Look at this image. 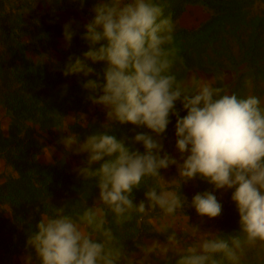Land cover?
<instances>
[{
    "label": "clouds",
    "instance_id": "clouds-1",
    "mask_svg": "<svg viewBox=\"0 0 264 264\" xmlns=\"http://www.w3.org/2000/svg\"><path fill=\"white\" fill-rule=\"evenodd\" d=\"M62 2L32 0L33 6ZM69 2L83 8L90 0ZM91 2L92 18L81 34L87 50L82 56L70 55L62 73L82 78L86 99L104 109L106 122L99 128L90 125L93 130L83 139L72 131L55 130L68 133L58 140L66 153L86 156L74 171L82 181L92 182L97 196L92 205L84 200L74 213L66 210L70 202L52 205V213L26 233L24 264H144L153 255L170 256L174 264H244L249 250L264 249V98L229 93L196 74L178 78L174 68L182 60L174 46L176 24L162 0ZM78 28L74 19L63 25L66 47ZM97 64L103 66L102 75ZM177 102L185 115H180ZM49 115L63 117L55 110ZM170 116L176 117L179 160L164 150ZM80 118L84 121L83 115ZM115 125L149 131L121 139ZM171 166L178 176L168 182L161 170ZM198 177L214 191H232L238 230L202 231V222L190 224L186 215L184 235L163 225L159 231L165 240L137 243V258L117 227L134 219L140 225L157 209L165 216L186 207L198 217L221 215L222 204L214 191L195 194L189 204L181 191L148 184L155 180L160 185L179 183L181 188ZM139 189L144 190V199L137 203L134 193Z\"/></svg>",
    "mask_w": 264,
    "mask_h": 264
},
{
    "label": "rangeland",
    "instance_id": "rangeland-1",
    "mask_svg": "<svg viewBox=\"0 0 264 264\" xmlns=\"http://www.w3.org/2000/svg\"><path fill=\"white\" fill-rule=\"evenodd\" d=\"M222 6V10H215L210 3L204 0L194 2L184 0H162L166 13L179 10L174 18L176 24L174 46L178 51L181 62H177L174 71L178 78H188L192 74L203 77L215 87L224 88L229 93L239 95L255 94L264 98V0H216L214 4ZM93 3H85L83 8L78 3L63 0L60 4L37 3L33 6L32 0H0V33H11L19 37L23 53L20 69L32 75V87L21 90L26 97L25 102L14 106H5L0 103V135L9 138L11 127H15L14 140H8L7 144H16V150H20L21 144L25 145L26 139L33 130V136L41 144L36 160L41 165L57 166L54 177L58 180L56 186L51 187L47 178H42L45 187L52 188L47 191L46 204H39L34 211H30L27 221L35 217L43 218L53 211L52 205L62 206L66 202V210L74 213L79 205L88 200L92 205L97 190L93 188L91 181H82L74 169L81 166L86 159L85 155H73L66 153L63 145L58 143L62 135L67 132L78 134L81 139L91 134L93 127L99 128L106 122L105 111L101 106L91 104L87 99L86 91L81 87L82 78L78 76L65 77L62 73V55L72 49L71 56H82V50L86 44L73 41L70 47L65 46L63 36H57L53 31H44L40 17L47 14L64 25L69 20H75L82 27L92 18L91 9ZM55 9V11H53ZM19 47V46H18ZM47 55L57 61L52 64L50 60L44 61ZM15 64V63H14ZM18 65V66H19ZM35 68L33 71L32 68ZM98 73H101L102 65H94ZM12 70V69H10ZM12 72V71H11ZM36 72L46 76H57L58 84L53 88H43L41 76H34ZM12 74V73H11ZM40 74V75H41ZM37 75V73H36ZM102 75V73H101ZM40 77V78H39ZM41 81L34 85L36 79ZM246 81H251L247 85ZM65 86L67 91L65 93ZM47 91V92H46ZM30 95L31 98H30ZM45 102L46 111H57L61 116L53 118L42 117L40 106ZM177 110L183 116L186 113L182 105L177 102ZM84 116V121L80 118ZM175 119L170 116V123L163 134L164 150L180 159L176 150ZM118 138L127 137L131 140L137 132H148L146 128H136L133 125H115ZM64 129L67 132L55 129ZM143 151L141 145H135ZM1 150V147H0ZM5 156H0V184L9 177H17L18 171L15 163L8 161ZM161 175L168 182L177 178L175 166L167 170H161ZM40 185V181H35ZM149 185L160 187L161 190L180 192L191 203L192 197L197 193L213 192V186L199 177L182 184L179 183L160 185L155 180L148 181ZM50 186V187H49ZM65 187L66 190L60 189ZM218 201L222 204V213L219 217L209 219L198 217L195 210L186 207L178 211L174 216H165L159 209L145 217L142 224L137 225L135 219L123 226L116 228L117 234L125 241L126 247L130 245L132 251L137 243H150L153 240L163 242L165 237L160 233L163 225H171L169 231L176 230L184 235L183 229L188 223H201L202 231L232 233L239 228V215L236 205L231 200V190L214 191ZM135 201L138 203L144 199V190H136ZM230 207L223 211V208ZM135 215V214H134ZM12 218L11 208L0 201V219ZM16 225H20L17 223ZM115 227V226H114ZM5 231L6 228L1 229ZM27 233L28 229L22 230ZM8 231L5 236L8 238ZM10 239V238H9ZM11 240H14L11 238ZM190 242V241H189ZM25 249L13 248L8 244L0 249V264H24L22 257ZM144 264H174L169 257L153 255ZM244 264H264V249L259 246L249 250Z\"/></svg>",
    "mask_w": 264,
    "mask_h": 264
},
{
    "label": "trees",
    "instance_id": "trees-1",
    "mask_svg": "<svg viewBox=\"0 0 264 264\" xmlns=\"http://www.w3.org/2000/svg\"><path fill=\"white\" fill-rule=\"evenodd\" d=\"M189 2H194L196 0H184ZM206 3H210L211 7L215 10H222V6L214 4L213 1L216 0H204ZM179 10L172 11L173 19L177 17L176 12ZM41 25L44 27V31L48 29L53 31L57 36H63V25L57 23L53 16L47 14L43 17H40ZM75 27V25H74ZM83 27L79 25L77 30V35L74 37L73 41H77L81 44H86L85 41L81 39V34L83 33ZM17 36L15 34L0 33V103H3L5 106H14L13 102L17 104H22L25 102L26 97L21 94V90L24 88L32 87V75H29L27 71L22 72L20 69V63L22 64L23 53L21 52V45L18 42ZM72 41V42H73ZM19 46V47H18ZM87 44L82 53L87 50ZM72 49H69L62 55V64L67 61L68 57L72 54ZM15 63V64H14ZM19 65V66H18ZM12 69V70H10ZM34 71L35 68L33 67ZM12 71V72H11ZM12 73V74H11ZM37 73V75H36ZM34 76H43L41 73L36 72ZM41 74V75H40ZM40 78V77H39ZM36 79L34 85H37L40 80ZM59 78L57 76H46L42 77L41 80L44 84H40L43 88H53L58 84ZM58 81V82H57ZM47 92V91H46ZM32 95H30L31 98ZM46 103L43 101L40 106V113L42 117L49 118V112L46 111L44 106ZM15 127L12 126L10 130V137L7 139L1 137L0 135V156L7 157L8 161L15 163L17 167L18 176L9 177L2 184H0V201L7 204L12 211V218L9 220L0 219V249L6 248L8 244L13 248H23L25 249V242L27 239L26 233L22 230L28 229V231L34 227L35 223L39 221V217H35L32 221H27V216L30 211H34L39 204H46L47 191H53L52 188H46L45 182L42 181V178H47L50 182L51 187L58 184V180L54 177L55 170L57 166L52 165H41L36 160L37 154H39V148L41 144L33 136L34 131H30V136L26 139L25 145L21 144L20 150H16V144L11 143L7 144L8 140H14V131ZM36 180L40 181L38 186L35 182ZM50 187V186H49ZM60 189L66 190L65 187ZM230 207L223 208V211L228 210ZM196 214V213H195ZM20 223V225H16ZM5 227L6 230L2 231L1 229ZM8 233V238L5 234ZM10 238V239H9ZM13 238L14 240H11ZM132 245L131 241L129 242L127 248L130 250ZM0 256V260H1Z\"/></svg>",
    "mask_w": 264,
    "mask_h": 264
}]
</instances>
